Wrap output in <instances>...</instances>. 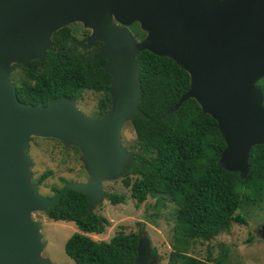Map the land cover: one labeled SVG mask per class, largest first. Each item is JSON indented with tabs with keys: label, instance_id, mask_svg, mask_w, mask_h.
<instances>
[{
	"label": "water",
	"instance_id": "obj_1",
	"mask_svg": "<svg viewBox=\"0 0 264 264\" xmlns=\"http://www.w3.org/2000/svg\"><path fill=\"white\" fill-rule=\"evenodd\" d=\"M91 29L87 46L100 42L94 60L110 74V109L89 117L75 99L44 106L21 103L10 79L13 64L42 59L51 35L70 23ZM137 23V41L128 28ZM264 0H0V264H52L36 212L47 214L69 191L85 195L90 210L103 198V183L119 180L131 162L121 139L125 123L139 115L142 93L136 56L167 57L189 75V87L173 107L194 100L225 143L219 157L227 172L245 178L254 146L264 145V107L256 83L264 74ZM31 138L72 146L88 175L53 197L32 183L27 155ZM264 240V225L260 229ZM134 264H153L150 241L140 238Z\"/></svg>",
	"mask_w": 264,
	"mask_h": 264
},
{
	"label": "trees",
	"instance_id": "obj_2",
	"mask_svg": "<svg viewBox=\"0 0 264 264\" xmlns=\"http://www.w3.org/2000/svg\"><path fill=\"white\" fill-rule=\"evenodd\" d=\"M130 30L136 40L143 39L145 34L137 23ZM51 43L52 50L42 59L31 61L25 68L13 65V70L22 73L16 82L18 100L46 106L55 98L78 100L84 91H90L102 95L97 101L98 112L108 111L111 76L103 70L104 58L94 60L101 43L88 47L86 39H78L70 27L54 32ZM135 59L142 96L139 115L128 122L136 145L121 182L137 205L148 198L154 199V206L165 205V201L173 204L174 250L167 264H223L226 252L218 259L204 261L187 255V251L196 240L209 242L227 232L233 223H247L238 211L243 205L255 206L264 196V145L251 149L245 178L225 171L219 164L225 143L216 122L192 99L173 110L189 87V75L170 58L145 50ZM256 86L260 87V81ZM52 176L53 172L47 170L37 182ZM61 181L63 187L68 183ZM63 187H52L50 197ZM105 198L113 205L125 202L123 195L115 193H106ZM47 217L76 225L77 231L64 245L65 254L74 264H134L142 233L118 232L109 241L92 240L87 234H102L109 222L90 210L85 195L69 191L48 210ZM151 253L156 255L155 250Z\"/></svg>",
	"mask_w": 264,
	"mask_h": 264
},
{
	"label": "rangeland",
	"instance_id": "obj_3",
	"mask_svg": "<svg viewBox=\"0 0 264 264\" xmlns=\"http://www.w3.org/2000/svg\"><path fill=\"white\" fill-rule=\"evenodd\" d=\"M131 26L128 30L132 34ZM67 27H70L78 39L84 38L86 41L92 32L77 21L70 23ZM21 76L20 69L12 68L10 79L13 83L16 84ZM101 96L84 91L76 100V108L86 116L93 117L98 112L97 101ZM121 139L124 149L133 157L136 137L128 122L122 128ZM72 148V146L65 148L54 139H30L27 155L32 163L31 181L38 183L41 195L50 197L53 194L52 187H63L61 179L67 180L68 183L87 181L88 175L80 161V153ZM47 170H51L53 176L43 183L37 182V178ZM122 177L116 181H105L102 185L103 198L92 207V211L106 218L109 225L105 227L102 234H87V236L94 241H109L118 232L142 233V238L147 237L150 241V253L151 250H155L156 255L151 253L153 264H167L169 254L174 250L172 235L175 208L173 204L165 201V205L154 206V199L148 198L143 204L137 205L136 201L130 198V190L122 184ZM106 193L123 195L125 202L113 205L105 198ZM238 213L244 216L247 222L245 225L233 223L227 232L220 233L209 242L194 241L187 255L205 261L218 259L226 252L223 264H264V240L259 232L264 225V196L255 206L243 205ZM32 218L41 223L42 241L46 244L42 255L52 264H74L65 254L64 245L67 239L77 231L76 225L72 222L53 221L47 217V214L40 212L32 214Z\"/></svg>",
	"mask_w": 264,
	"mask_h": 264
},
{
	"label": "flooded vegetation",
	"instance_id": "obj_4",
	"mask_svg": "<svg viewBox=\"0 0 264 264\" xmlns=\"http://www.w3.org/2000/svg\"><path fill=\"white\" fill-rule=\"evenodd\" d=\"M263 54H264V49H263ZM260 87H257L260 91H261V94H262V97H263V100H262V105H263V107H264V74H263V76L260 78ZM74 99V98H73ZM75 101H76V99H75ZM105 113V112H104ZM101 114H103V113H96V114H94V116H99V115H101ZM93 116V117H94Z\"/></svg>",
	"mask_w": 264,
	"mask_h": 264
}]
</instances>
